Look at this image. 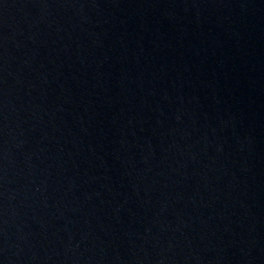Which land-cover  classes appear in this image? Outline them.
<instances>
[{
    "label": "water",
    "instance_id": "1",
    "mask_svg": "<svg viewBox=\"0 0 264 264\" xmlns=\"http://www.w3.org/2000/svg\"><path fill=\"white\" fill-rule=\"evenodd\" d=\"M0 264H264V0H0Z\"/></svg>",
    "mask_w": 264,
    "mask_h": 264
}]
</instances>
